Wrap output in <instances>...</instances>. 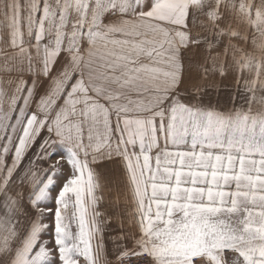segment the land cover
I'll use <instances>...</instances> for the list:
<instances>
[{
  "label": "snow or ice",
  "instance_id": "obj_1",
  "mask_svg": "<svg viewBox=\"0 0 264 264\" xmlns=\"http://www.w3.org/2000/svg\"><path fill=\"white\" fill-rule=\"evenodd\" d=\"M0 264H264V0H4Z\"/></svg>",
  "mask_w": 264,
  "mask_h": 264
},
{
  "label": "crops",
  "instance_id": "obj_2",
  "mask_svg": "<svg viewBox=\"0 0 264 264\" xmlns=\"http://www.w3.org/2000/svg\"><path fill=\"white\" fill-rule=\"evenodd\" d=\"M3 3H4V0H0V5H3Z\"/></svg>",
  "mask_w": 264,
  "mask_h": 264
}]
</instances>
